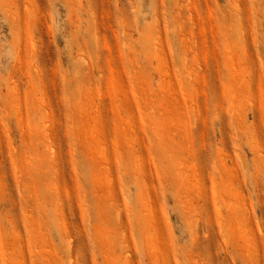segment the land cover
Returning a JSON list of instances; mask_svg holds the SVG:
<instances>
[{
  "label": "rangeland",
  "instance_id": "obj_1",
  "mask_svg": "<svg viewBox=\"0 0 264 264\" xmlns=\"http://www.w3.org/2000/svg\"><path fill=\"white\" fill-rule=\"evenodd\" d=\"M0 264H264V0H0Z\"/></svg>",
  "mask_w": 264,
  "mask_h": 264
}]
</instances>
